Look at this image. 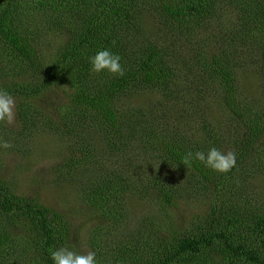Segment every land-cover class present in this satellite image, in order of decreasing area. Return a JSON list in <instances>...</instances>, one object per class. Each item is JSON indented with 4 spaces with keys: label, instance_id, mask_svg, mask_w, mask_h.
<instances>
[{
    "label": "trees",
    "instance_id": "16d2710c",
    "mask_svg": "<svg viewBox=\"0 0 264 264\" xmlns=\"http://www.w3.org/2000/svg\"><path fill=\"white\" fill-rule=\"evenodd\" d=\"M104 48L121 56L123 76L90 72ZM0 79L19 128L0 124L11 145L0 149L32 155L39 134L55 135L66 150L58 180L125 225L121 236L94 228L99 264H264V204L249 207L263 193L245 190L264 170V108L243 88L264 91V0H0ZM52 92L55 118L36 103ZM212 146L236 153L229 173L182 164ZM193 184L208 211L176 231L162 214ZM146 197L157 209L139 217L132 198ZM73 229L0 179V264H53Z\"/></svg>",
    "mask_w": 264,
    "mask_h": 264
},
{
    "label": "rangeland",
    "instance_id": "374dc122",
    "mask_svg": "<svg viewBox=\"0 0 264 264\" xmlns=\"http://www.w3.org/2000/svg\"><path fill=\"white\" fill-rule=\"evenodd\" d=\"M140 4H144L139 1ZM5 79H0V85L7 83ZM252 87L254 99L260 101L264 108V91L258 90L260 86H253L249 80H245L243 88ZM145 97V96H144ZM142 97V98H144ZM61 98L59 92H52L51 96L39 97L36 100L38 106L47 113H52L55 118L58 115L57 100ZM213 112H218V108L211 107ZM15 121L10 127L19 130L17 119V111L15 108ZM32 155L29 152L20 153L14 151H4L0 149V179L11 182L18 196L28 197L37 200L42 205L55 209L64 214L74 225L72 232V249L77 252H85L92 249L88 246V238L95 230L94 228L103 227L107 224L112 226L113 232L121 236L126 234L127 229L123 224H115L114 221L105 220L92 213L79 199V185L67 183L62 184L57 178V167L60 159L65 154L64 146L59 144L55 135L51 133L39 134L35 140ZM132 153L130 148L129 154ZM145 166V164H142ZM163 168V167H161ZM164 171V168H163ZM170 175H176L173 171H167ZM241 181H247V176L242 174ZM246 183V182H245ZM264 170L257 176L255 174L245 184L246 189L250 193L260 192L263 197L254 199L249 205L250 208L260 209L264 204ZM234 186L235 183H234ZM200 185L193 184L185 188L183 196L177 200V206L170 209L166 214H162L163 219H170L175 224L176 231H184L189 227L190 223L197 217L206 215L208 211L209 199L204 195L203 191L197 190ZM195 190V191H194ZM247 197V196H246ZM248 198V197H247ZM131 208L137 216H144L148 212L153 213L157 207L153 206L151 198L139 200L132 198ZM151 203V204H149ZM254 206V207H253ZM147 207H149L147 209ZM129 226L132 225L127 223ZM105 228V227H104ZM132 229V226H131Z\"/></svg>",
    "mask_w": 264,
    "mask_h": 264
},
{
    "label": "clouds",
    "instance_id": "9594fccd",
    "mask_svg": "<svg viewBox=\"0 0 264 264\" xmlns=\"http://www.w3.org/2000/svg\"><path fill=\"white\" fill-rule=\"evenodd\" d=\"M90 72L99 74L106 71L109 74L123 76L124 69L121 65V56L108 48L97 50L89 58ZM16 99L7 90L0 88V124L12 125L15 121ZM0 147L9 148L7 141H0ZM194 162H200L204 167L215 173H229L237 162L234 151H226L215 146L206 151H187L182 158V164L191 167ZM53 264H99L95 251L77 252L68 247H59L51 252Z\"/></svg>",
    "mask_w": 264,
    "mask_h": 264
}]
</instances>
